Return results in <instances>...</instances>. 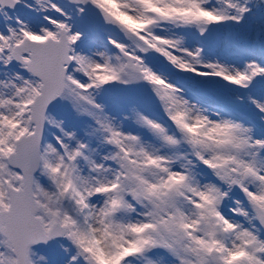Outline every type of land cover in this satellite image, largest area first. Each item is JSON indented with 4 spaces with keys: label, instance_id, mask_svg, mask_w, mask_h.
I'll return each mask as SVG.
<instances>
[{
    "label": "snow or ice",
    "instance_id": "snow-or-ice-1",
    "mask_svg": "<svg viewBox=\"0 0 264 264\" xmlns=\"http://www.w3.org/2000/svg\"><path fill=\"white\" fill-rule=\"evenodd\" d=\"M0 264H264V0H0Z\"/></svg>",
    "mask_w": 264,
    "mask_h": 264
}]
</instances>
